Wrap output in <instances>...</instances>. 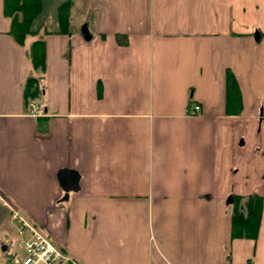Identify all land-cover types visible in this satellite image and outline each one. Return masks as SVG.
<instances>
[{
	"label": "crops",
	"instance_id": "1",
	"mask_svg": "<svg viewBox=\"0 0 264 264\" xmlns=\"http://www.w3.org/2000/svg\"><path fill=\"white\" fill-rule=\"evenodd\" d=\"M40 1L21 46L0 0V264L27 239L12 212L80 264H264V0H73L68 34ZM249 198L254 239L232 230Z\"/></svg>",
	"mask_w": 264,
	"mask_h": 264
},
{
	"label": "trees",
	"instance_id": "2",
	"mask_svg": "<svg viewBox=\"0 0 264 264\" xmlns=\"http://www.w3.org/2000/svg\"><path fill=\"white\" fill-rule=\"evenodd\" d=\"M73 0H64L57 7V33L68 34L70 8ZM4 15L10 18V34L16 42L23 46L29 37H36L33 23L41 12L40 0H3ZM28 57L33 71H42L45 68V48L43 39L37 38L29 46ZM228 79L231 76L228 73ZM39 76L27 77L24 86L26 104L41 98L42 89L39 87ZM239 200V199H238ZM237 203V200H236ZM261 203L258 199H247L243 207L236 204L232 214V230L236 237L256 238L260 220Z\"/></svg>",
	"mask_w": 264,
	"mask_h": 264
},
{
	"label": "built area",
	"instance_id": "3",
	"mask_svg": "<svg viewBox=\"0 0 264 264\" xmlns=\"http://www.w3.org/2000/svg\"><path fill=\"white\" fill-rule=\"evenodd\" d=\"M27 112L33 117L41 114L42 106L30 102ZM199 106L194 105L190 114H196ZM12 220L19 224L18 232L27 234V239L22 242L23 256L19 264H80L69 254L60 250L35 226L26 221L17 212H12Z\"/></svg>",
	"mask_w": 264,
	"mask_h": 264
},
{
	"label": "water",
	"instance_id": "4",
	"mask_svg": "<svg viewBox=\"0 0 264 264\" xmlns=\"http://www.w3.org/2000/svg\"><path fill=\"white\" fill-rule=\"evenodd\" d=\"M81 33L85 39L88 38V31H87L86 26H83ZM57 176L60 181V184L64 187L65 191L76 190L78 188L77 187V174L74 171L64 169V170H61ZM231 202H232V199L228 198L227 203H231Z\"/></svg>",
	"mask_w": 264,
	"mask_h": 264
},
{
	"label": "rangeland",
	"instance_id": "5",
	"mask_svg": "<svg viewBox=\"0 0 264 264\" xmlns=\"http://www.w3.org/2000/svg\"><path fill=\"white\" fill-rule=\"evenodd\" d=\"M72 4H73V3H72ZM71 7H72V6H71ZM75 7H76V5H75ZM70 10H71V8H70ZM76 16H77V14L75 15V17H74L73 19L77 20V19H76V18H77ZM69 18H70V16H69ZM69 24H70V20H69ZM17 241L20 242V240H17ZM19 242H17V243H19ZM15 251H16L17 253L19 252V253L22 255V253H21L22 250H18V249L15 248ZM17 261H18V260H17ZM17 261H16V259H15V260L12 261L11 264H18Z\"/></svg>",
	"mask_w": 264,
	"mask_h": 264
}]
</instances>
